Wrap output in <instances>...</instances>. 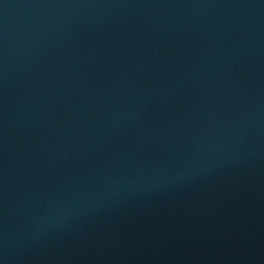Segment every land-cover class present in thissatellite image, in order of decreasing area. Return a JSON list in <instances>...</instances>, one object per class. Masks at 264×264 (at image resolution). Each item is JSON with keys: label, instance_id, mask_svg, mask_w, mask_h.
I'll return each instance as SVG.
<instances>
[{"label": "water", "instance_id": "obj_1", "mask_svg": "<svg viewBox=\"0 0 264 264\" xmlns=\"http://www.w3.org/2000/svg\"><path fill=\"white\" fill-rule=\"evenodd\" d=\"M0 264H264V0H0Z\"/></svg>", "mask_w": 264, "mask_h": 264}]
</instances>
